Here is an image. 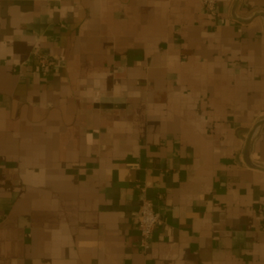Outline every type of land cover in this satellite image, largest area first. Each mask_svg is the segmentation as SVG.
I'll use <instances>...</instances> for the list:
<instances>
[{"label":"crops","instance_id":"1","mask_svg":"<svg viewBox=\"0 0 264 264\" xmlns=\"http://www.w3.org/2000/svg\"><path fill=\"white\" fill-rule=\"evenodd\" d=\"M263 121L264 0H0V264H264Z\"/></svg>","mask_w":264,"mask_h":264},{"label":"built area","instance_id":"2","mask_svg":"<svg viewBox=\"0 0 264 264\" xmlns=\"http://www.w3.org/2000/svg\"><path fill=\"white\" fill-rule=\"evenodd\" d=\"M203 4L210 14L215 15L217 13L218 0H203ZM162 222V216L156 210L153 201L144 196L137 213L140 244L144 251L147 252L151 249L156 230Z\"/></svg>","mask_w":264,"mask_h":264},{"label":"water","instance_id":"3","mask_svg":"<svg viewBox=\"0 0 264 264\" xmlns=\"http://www.w3.org/2000/svg\"><path fill=\"white\" fill-rule=\"evenodd\" d=\"M263 122H264V121H263ZM263 169H264V168H263ZM140 203H141V202H140ZM140 203H139V204H140Z\"/></svg>","mask_w":264,"mask_h":264}]
</instances>
